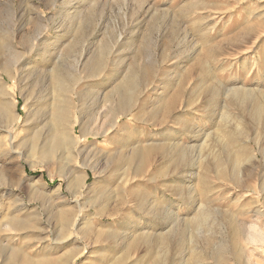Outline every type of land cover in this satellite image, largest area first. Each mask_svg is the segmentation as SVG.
<instances>
[{"label":"rangeland","instance_id":"374dc122","mask_svg":"<svg viewBox=\"0 0 264 264\" xmlns=\"http://www.w3.org/2000/svg\"><path fill=\"white\" fill-rule=\"evenodd\" d=\"M0 95V264H264V0H0Z\"/></svg>","mask_w":264,"mask_h":264},{"label":"bare ground","instance_id":"6f19581e","mask_svg":"<svg viewBox=\"0 0 264 264\" xmlns=\"http://www.w3.org/2000/svg\"><path fill=\"white\" fill-rule=\"evenodd\" d=\"M4 111H2V114L5 113ZM77 121L78 120H71L65 116H62L61 118L56 117V124L55 126L49 128L48 132L46 133V136L44 137V142H39L42 138L38 134V137L34 141L36 142V144L34 143L35 145L31 150L33 153L32 156H35L39 160H53L55 158V152L57 151V148L63 146L66 147L71 142V140H73V134L71 133V131L75 129L74 122L76 123ZM12 152L14 151H11V153ZM5 154L6 153L0 155L2 157ZM77 202H79V200H77ZM76 207L77 209L74 210L73 215L72 217H70V219L65 213L64 216H62L61 218V230H65L62 235V237L64 236L62 240L63 244H71L74 240H77L79 236L81 239L85 238V227H87L92 234L96 229L95 225H97V217L91 216L92 214L95 215V213L92 211L90 213L87 212V209L83 208V204H80V202ZM107 218H109V216H107ZM22 222H27V220L24 219L22 220ZM76 255H78V253ZM119 260L122 259L119 258Z\"/></svg>","mask_w":264,"mask_h":264}]
</instances>
